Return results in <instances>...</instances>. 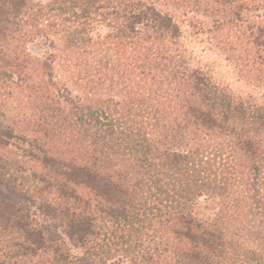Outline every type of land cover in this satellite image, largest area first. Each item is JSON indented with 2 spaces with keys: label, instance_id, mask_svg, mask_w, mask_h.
Wrapping results in <instances>:
<instances>
[{
  "label": "trees",
  "instance_id": "trees-1",
  "mask_svg": "<svg viewBox=\"0 0 264 264\" xmlns=\"http://www.w3.org/2000/svg\"><path fill=\"white\" fill-rule=\"evenodd\" d=\"M218 2L0 0V91L32 104L1 109L0 264H264V102L191 66L168 7Z\"/></svg>",
  "mask_w": 264,
  "mask_h": 264
},
{
  "label": "rangeland",
  "instance_id": "rangeland-1",
  "mask_svg": "<svg viewBox=\"0 0 264 264\" xmlns=\"http://www.w3.org/2000/svg\"><path fill=\"white\" fill-rule=\"evenodd\" d=\"M47 1L49 0H34V2L45 3ZM158 6L162 9L167 8L162 4H158ZM190 6L189 4L180 7L168 6L180 24L181 44L190 65L204 72L214 83L227 87L236 96L259 103L264 102V69L262 72L255 70L248 62L251 57H254L252 53L257 51L252 36L250 37L251 30L249 28L252 29V25H264V0H235L234 4L225 2L223 5L218 2L216 14L211 15L206 14L203 10H192ZM239 6L243 8L241 16H237L235 13H239ZM60 44L61 42H59V46ZM40 46L42 45L34 41L30 42L28 44L30 55L42 59L44 47ZM59 73L63 77L69 75L65 70H61ZM8 91L7 88L6 95L0 91V129L6 121L1 111L4 106L12 112L32 107L27 97L20 95L18 100H15L16 96L8 97ZM5 96L7 101L4 100ZM1 195L6 197L17 195V193L3 178L0 165ZM203 204L205 205L206 202ZM213 211H215L213 207H209L205 212L206 217L213 219L215 217ZM253 245H258V242ZM259 248L264 252V247H261V244H259ZM106 264L115 263L110 261ZM120 264L134 263L129 258Z\"/></svg>",
  "mask_w": 264,
  "mask_h": 264
}]
</instances>
